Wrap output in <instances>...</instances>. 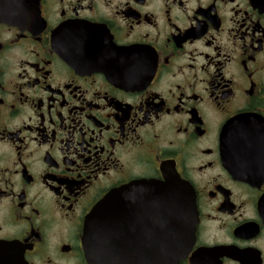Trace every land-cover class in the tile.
<instances>
[{"label": "flooded vegetation", "instance_id": "1", "mask_svg": "<svg viewBox=\"0 0 264 264\" xmlns=\"http://www.w3.org/2000/svg\"><path fill=\"white\" fill-rule=\"evenodd\" d=\"M135 184L118 264H264V0H0V247L89 264Z\"/></svg>", "mask_w": 264, "mask_h": 264}, {"label": "water", "instance_id": "2", "mask_svg": "<svg viewBox=\"0 0 264 264\" xmlns=\"http://www.w3.org/2000/svg\"><path fill=\"white\" fill-rule=\"evenodd\" d=\"M228 145L235 156L243 153L240 136L237 134H228ZM226 142V141H225ZM227 145V143H226ZM240 166H235V171H241ZM241 173V172H239ZM174 181L170 183L173 185ZM145 185L135 184L125 188L101 201L98 207L88 216L84 232V248L86 258L89 264H118L117 259V238H118V216L116 214V204L119 198H132L138 188L142 189ZM190 215H187L189 217ZM190 236L193 230L188 229L184 234ZM184 236V235H183ZM181 237L178 244H172L169 240L163 239L156 245V264H179L185 257L190 244L183 243ZM15 246L0 247V264H20L14 257Z\"/></svg>", "mask_w": 264, "mask_h": 264}]
</instances>
